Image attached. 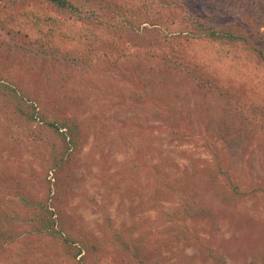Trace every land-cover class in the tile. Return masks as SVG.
<instances>
[{"label": "trees", "instance_id": "1", "mask_svg": "<svg viewBox=\"0 0 264 264\" xmlns=\"http://www.w3.org/2000/svg\"><path fill=\"white\" fill-rule=\"evenodd\" d=\"M231 3L249 16L251 25L253 21L254 35L238 27H220L197 13L191 18L187 14L185 18L170 14L155 19L154 15L147 16L145 0H0V30L9 35L4 38L0 34V52L4 51L5 58L24 57L29 67L42 69L46 81L51 82L50 77L61 81L60 87L83 80L84 93L94 102L102 104L110 99L118 105L126 104L127 113L141 111L145 119L158 120L160 124L154 127L177 140L190 133L184 124L186 114L176 116L181 108L178 101L182 89L184 93L187 84L193 83L198 97L196 108L188 104L187 110L191 114L196 111L194 119L201 132L206 133L205 146L216 161L208 173L213 182L218 179L215 177H227V199L235 205L245 196L264 192V182L254 180V149L250 144V138L258 133L250 126L264 128V0ZM43 7L45 13L38 11ZM1 75L0 113L8 121L9 130L18 134L19 140H24L31 129H40L46 135L33 142H37V154L45 165L41 179L48 186L43 185L46 191L42 195L23 192L0 206V247L23 234L15 231L14 223L24 221L27 211L32 212L28 221L30 233L40 235L45 231L63 236L58 225L62 228L64 222L49 201V176L53 173L57 183L73 184L69 170L75 152L84 142L83 122L61 112L56 96L38 101L21 81L13 82L6 74ZM75 76L81 80H75ZM101 81L107 85L111 81L126 83L127 97L118 101L115 94L106 91L111 90L110 86L101 87ZM201 97H205L203 109L197 104ZM244 108H252L255 117L249 118ZM127 122V127L138 126ZM137 128L141 131L130 138L137 149L127 156V178L133 181L130 190L134 194H140L142 189L155 193L142 186L144 180L153 181L155 188L167 180L166 185L173 187L170 171L145 152V128ZM240 136L245 137L240 158L245 162L243 171L250 182L247 186L231 170L223 168V163L231 166L228 153ZM17 182L18 186L23 184L22 179ZM11 186L0 183V201ZM67 241L71 246L76 244ZM84 245L90 248V244ZM83 252L82 247L71 249L75 258L83 257Z\"/></svg>", "mask_w": 264, "mask_h": 264}, {"label": "rangeland", "instance_id": "2", "mask_svg": "<svg viewBox=\"0 0 264 264\" xmlns=\"http://www.w3.org/2000/svg\"><path fill=\"white\" fill-rule=\"evenodd\" d=\"M145 1L147 16L154 15L155 19L170 14L174 18H185L186 14L191 18L197 13L220 27H238L254 35L255 24L252 21L251 25L249 16L234 7L231 0ZM38 11L45 13L46 9ZM0 34L9 38L5 31L0 30ZM4 55L1 51L0 76L6 74L8 80L21 81L38 101L56 96L61 112L82 120L84 142L70 164L74 187L57 183L53 173L49 176L52 198L49 201L62 217L64 225L58 228L64 235L30 233L28 221L32 212L27 211L24 221L14 223L15 231L23 234L0 247V264H264V192L259 190L256 195L245 196L234 205L227 199L230 196L227 177L218 176L216 182L212 181L208 172L213 171L216 161L205 146L206 133L201 132L194 119L196 111L191 114L187 110L188 104L196 108L198 97L193 92V83L187 84L184 93L181 88L178 101L181 108L176 116L186 114L184 124L190 133L177 140L154 127L160 124L158 120L145 119L141 111L127 113L126 104L118 105L110 99L102 104L94 102L85 95L83 80L71 83L72 87H60L61 81L56 83L55 77L46 81L42 69L29 67L24 57ZM75 80H81L80 76H75ZM106 86L111 87L106 91L115 94L118 101L127 97L126 83L111 81L107 85L101 81V87ZM204 98L197 103L200 109L205 107ZM243 111L249 118L255 117L252 108ZM127 120L145 128L142 131L145 152L166 166L173 187L166 185L167 180L156 188L153 181L144 180L141 185L155 193L142 189L140 194H134L130 190L133 181L127 178V156L137 149L130 138L141 130L138 126L127 127ZM250 128L258 132L250 138L254 180L264 182V128L261 125ZM28 132L24 140H19L0 113V183L13 185L7 189L0 206L23 192L42 195L46 191L43 185L48 183L41 179L45 165L37 154V142H33L34 138L40 140L46 135L40 129ZM244 138L240 136L241 142L233 143L234 149L228 153L231 166L223 163V168L231 170L247 186L250 182L243 171L245 162L240 158ZM20 179L23 188L19 187L21 184L18 186ZM66 239L76 244L71 246ZM84 243L90 244V248ZM74 246L84 249L83 257L73 256Z\"/></svg>", "mask_w": 264, "mask_h": 264}]
</instances>
